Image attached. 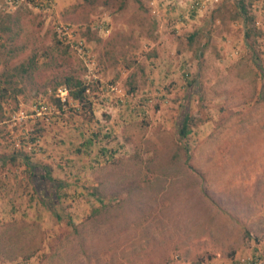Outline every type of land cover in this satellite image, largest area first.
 Instances as JSON below:
<instances>
[{
  "label": "rangeland",
  "instance_id": "obj_1",
  "mask_svg": "<svg viewBox=\"0 0 264 264\" xmlns=\"http://www.w3.org/2000/svg\"><path fill=\"white\" fill-rule=\"evenodd\" d=\"M238 2L0 0V264H264V0Z\"/></svg>",
  "mask_w": 264,
  "mask_h": 264
},
{
  "label": "trees",
  "instance_id": "obj_2",
  "mask_svg": "<svg viewBox=\"0 0 264 264\" xmlns=\"http://www.w3.org/2000/svg\"><path fill=\"white\" fill-rule=\"evenodd\" d=\"M84 1H87V0H84ZM236 4H237V9L241 11L240 14L243 15L244 10L242 8L241 0H239V2ZM61 83H62L63 88L66 89L68 97L71 98L72 101L76 102L82 107L84 103L86 105H89V103H87L86 101V94H85L86 86L81 80H78L72 76H66L63 78ZM6 89L8 88L0 86V121L2 120V117L4 116V111L2 109V106H3V103L6 102L5 101V94L7 91ZM55 102L58 104L59 107L63 104L60 102L59 98H55ZM188 132H189V124H188V120L185 118L182 122L180 130L178 131L179 139L184 138ZM86 143L90 145V142L86 141Z\"/></svg>",
  "mask_w": 264,
  "mask_h": 264
},
{
  "label": "built area",
  "instance_id": "obj_3",
  "mask_svg": "<svg viewBox=\"0 0 264 264\" xmlns=\"http://www.w3.org/2000/svg\"><path fill=\"white\" fill-rule=\"evenodd\" d=\"M58 91L62 95V97L60 95V97H61L60 99L62 100V102L66 101L65 100V97L67 95L66 89L65 88H61V90H58ZM180 261H181V258H179L178 255H174V256H172L171 261L168 264H179Z\"/></svg>",
  "mask_w": 264,
  "mask_h": 264
},
{
  "label": "crops",
  "instance_id": "obj_4",
  "mask_svg": "<svg viewBox=\"0 0 264 264\" xmlns=\"http://www.w3.org/2000/svg\"><path fill=\"white\" fill-rule=\"evenodd\" d=\"M163 46L165 47V51H166V52L171 51V50L173 49V46H172V45H169L168 42H166V41L162 42V44H161V48H162ZM161 52H162V51H161ZM167 67L169 68V69L167 68V71H168V70H170V72L173 71V67H172V68H171V66H167ZM160 68L163 69V66H160ZM161 73H163V72H161Z\"/></svg>",
  "mask_w": 264,
  "mask_h": 264
}]
</instances>
